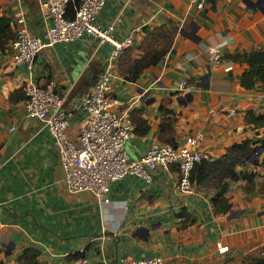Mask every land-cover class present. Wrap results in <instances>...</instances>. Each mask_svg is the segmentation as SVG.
I'll return each instance as SVG.
<instances>
[{
	"label": "crops",
	"instance_id": "obj_1",
	"mask_svg": "<svg viewBox=\"0 0 264 264\" xmlns=\"http://www.w3.org/2000/svg\"><path fill=\"white\" fill-rule=\"evenodd\" d=\"M20 7L29 33L43 37L49 22L39 0H0V17L12 20ZM96 22H116L118 40L133 37L135 59L142 56L147 30L169 27L175 33L159 65L136 82L120 76L112 84L115 110L128 114L135 127L127 145L133 159L162 143L167 119L174 121L177 145L204 134L201 149L211 160L247 140L254 156L229 181L226 213H215L210 182L182 192L174 165L153 171L149 183L136 176L114 183L109 202L73 194L51 135L24 113L22 87L32 80L41 86L55 82L64 108L75 113L68 135L77 140L79 104L112 48L93 37L48 46L32 74L13 67L8 49L0 56V264H19L30 247L40 250L41 264H133L154 256L166 264H248L264 247V126L248 124L246 115L253 110L264 116V86L244 89L241 76L248 66L232 57L264 47V0H211L203 10L192 0H107ZM214 46L225 55L222 66L207 59ZM229 65L233 70L226 72ZM245 171L256 174L253 193L240 176ZM219 247L229 250L220 253Z\"/></svg>",
	"mask_w": 264,
	"mask_h": 264
},
{
	"label": "built area",
	"instance_id": "obj_2",
	"mask_svg": "<svg viewBox=\"0 0 264 264\" xmlns=\"http://www.w3.org/2000/svg\"><path fill=\"white\" fill-rule=\"evenodd\" d=\"M49 27L43 37L32 36L27 29V15L20 7L15 18L10 20L15 39L9 45L13 67L23 66L33 73L38 54L46 47L59 43H73L84 37H93L101 44H108L112 51L107 64L94 87L79 104L82 116L77 140L68 135L75 113L64 108L65 97L51 82L41 86L27 81L23 87L22 105L28 118H37L51 135L59 154L65 184L73 194L90 193L96 199L109 202L111 186L128 176H136L145 182L152 181V172L158 168L177 166L180 175L179 188L191 192V174L197 163L211 161L209 153L202 151L204 134L190 137L184 144L173 147L156 143L140 160L133 159L127 145L135 136V127L128 114L114 108L111 87L120 78L118 63L126 50L135 46L133 37L118 40L114 33L116 22L108 27L99 26L97 16L107 0H80L73 18L68 17V8L76 0H39ZM211 0H192V5L203 10ZM207 59L214 66H222L225 55L220 46L211 47ZM233 66L225 68L231 72ZM183 82L182 86H187ZM229 115H235L230 111ZM0 224V239L1 229ZM228 247H219L220 253ZM133 264H166L161 256L135 260Z\"/></svg>",
	"mask_w": 264,
	"mask_h": 264
},
{
	"label": "trees",
	"instance_id": "obj_3",
	"mask_svg": "<svg viewBox=\"0 0 264 264\" xmlns=\"http://www.w3.org/2000/svg\"><path fill=\"white\" fill-rule=\"evenodd\" d=\"M79 2L80 0H76L74 4L69 6L68 11L71 12V15L68 14L69 18L75 16V10ZM9 22L10 20L0 17V56L6 54L10 43L15 39L14 31ZM174 41L175 33L169 27L147 30L146 38L139 47L142 52L141 58H133L135 51L133 47L126 50L118 63L119 75L128 82L138 81L146 70L156 67L162 62L172 50ZM232 61L244 63L248 66L241 76V86L244 89L251 91L260 84L264 86V47L254 48L250 52L238 53L232 57ZM246 121L256 128L264 126V116L256 114L253 110L247 112ZM160 141L173 147L178 146L173 120L167 119L162 122ZM253 156L254 148L251 147V141L247 140L241 144H234L226 154L217 160L202 161L195 165L191 174V183L193 187L197 188L208 182L211 183L215 192L212 198L215 213L230 211L231 207L226 198L229 181L238 175V167ZM240 176L247 182L246 191L255 192L254 179L256 174L245 171ZM40 253L37 248H27L18 257V262L19 264H41L39 262ZM248 264H264V247L261 248L258 255L248 258Z\"/></svg>",
	"mask_w": 264,
	"mask_h": 264
},
{
	"label": "water",
	"instance_id": "obj_4",
	"mask_svg": "<svg viewBox=\"0 0 264 264\" xmlns=\"http://www.w3.org/2000/svg\"><path fill=\"white\" fill-rule=\"evenodd\" d=\"M257 152V150H255V153Z\"/></svg>",
	"mask_w": 264,
	"mask_h": 264
}]
</instances>
